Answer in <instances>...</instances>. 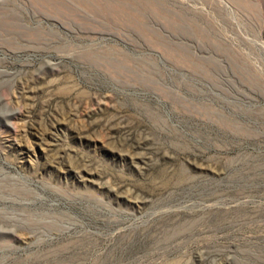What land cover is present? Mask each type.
<instances>
[{
  "label": "rangeland",
  "instance_id": "1",
  "mask_svg": "<svg viewBox=\"0 0 264 264\" xmlns=\"http://www.w3.org/2000/svg\"><path fill=\"white\" fill-rule=\"evenodd\" d=\"M0 264H264V0H0Z\"/></svg>",
  "mask_w": 264,
  "mask_h": 264
}]
</instances>
